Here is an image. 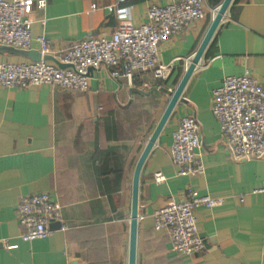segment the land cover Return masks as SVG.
I'll use <instances>...</instances> for the list:
<instances>
[{"label": "crops", "instance_id": "obj_1", "mask_svg": "<svg viewBox=\"0 0 264 264\" xmlns=\"http://www.w3.org/2000/svg\"><path fill=\"white\" fill-rule=\"evenodd\" d=\"M172 1L48 0L29 15L30 50L39 52L38 36L53 50L110 36L121 18L139 25L150 5ZM222 1L204 0L202 19L160 42L159 62L173 65L165 80L151 72L128 79L118 64L91 70L86 91L0 86V264H128L136 162ZM115 3L122 16L108 10ZM44 60L59 64L51 54ZM21 61L33 60L0 51V62ZM245 72L264 87V0L230 1L141 167L135 264H264V194L252 193L264 180V156L233 159L210 111L211 91ZM189 115L200 125L196 155L204 171L180 176L171 133ZM155 172L165 179L154 182ZM192 191L221 203L196 208L206 246L180 256L166 230L154 228L153 214L161 201H183ZM41 192L58 204L60 218L47 237L22 242L15 204ZM10 243L18 248L6 249Z\"/></svg>", "mask_w": 264, "mask_h": 264}, {"label": "built area", "instance_id": "obj_2", "mask_svg": "<svg viewBox=\"0 0 264 264\" xmlns=\"http://www.w3.org/2000/svg\"><path fill=\"white\" fill-rule=\"evenodd\" d=\"M48 0H0V45L30 50L34 8L44 9ZM123 0H120V2ZM204 0H176L162 6L150 5L145 21L139 25L121 18L110 36L85 37L67 48L53 50L45 36L35 38L41 57L51 54L59 66L43 58L37 61L0 62V86L27 88L49 85L66 90L86 91L89 72L93 69L120 64L122 75L131 79L136 72H151L156 79L168 78L172 62H159V44L183 31L188 23L205 16ZM107 6L118 16L123 8ZM95 8V4H92ZM218 8H213L216 13ZM112 76H118L112 72ZM210 111L218 123L220 138L233 159H256L264 156V87L246 72L226 76L222 84L211 91ZM200 125L192 116H183L171 133L170 157L177 174H202L204 165L196 155L200 147ZM165 176L155 172L153 180L162 182ZM252 193L264 194V180ZM242 198V195H240ZM221 203L210 194L192 191L183 201H161L153 214L154 228L166 230L171 249L177 255L189 256L202 251L205 238L200 234L196 208ZM15 213L22 231L19 239L30 242L45 238L52 221L60 218V207L46 192L21 196ZM8 250L18 243L6 244Z\"/></svg>", "mask_w": 264, "mask_h": 264}, {"label": "water", "instance_id": "obj_3", "mask_svg": "<svg viewBox=\"0 0 264 264\" xmlns=\"http://www.w3.org/2000/svg\"><path fill=\"white\" fill-rule=\"evenodd\" d=\"M231 0H223L221 4L218 6V9L213 16L211 23L201 41L199 44L197 50L194 52L182 78L180 79L179 83L177 84L176 88L170 92V98L153 130L151 133L149 139L147 140V143L140 154L135 168L133 172V178H132V197H131V214H130V231H129V254H128V264H135L136 261V233H137V210H138V180H139V174L141 167L151 150L152 146L154 145L159 133L161 132L166 120L170 116L175 104L179 100L182 90L184 88V85L186 84V81L188 80L190 74L194 70L196 64L198 63L208 41L210 40L213 32L215 31L216 27L218 26L219 22L221 21L222 17L224 16L228 5ZM0 51L5 52L8 54L13 55H19L22 57H27L30 60L37 61L40 59H44V57H41L40 53L35 50H21L16 49L9 46H2L0 45ZM58 64V63H57ZM59 66H63L62 64H58ZM166 91V90H165ZM244 160V159H240ZM76 264V263H73Z\"/></svg>", "mask_w": 264, "mask_h": 264}]
</instances>
